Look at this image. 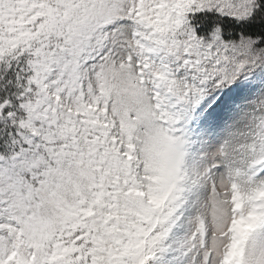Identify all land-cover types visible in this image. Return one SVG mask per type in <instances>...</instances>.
<instances>
[{
  "label": "snow or ice",
  "instance_id": "6c2138e0",
  "mask_svg": "<svg viewBox=\"0 0 264 264\" xmlns=\"http://www.w3.org/2000/svg\"><path fill=\"white\" fill-rule=\"evenodd\" d=\"M0 264H264V0H0Z\"/></svg>",
  "mask_w": 264,
  "mask_h": 264
}]
</instances>
